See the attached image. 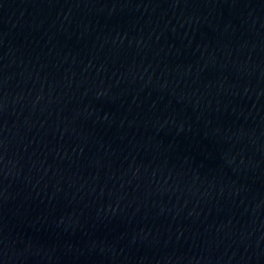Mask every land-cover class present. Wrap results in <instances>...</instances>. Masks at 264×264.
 <instances>
[{"label":"water","instance_id":"1","mask_svg":"<svg viewBox=\"0 0 264 264\" xmlns=\"http://www.w3.org/2000/svg\"><path fill=\"white\" fill-rule=\"evenodd\" d=\"M0 264H264V0H0Z\"/></svg>","mask_w":264,"mask_h":264}]
</instances>
